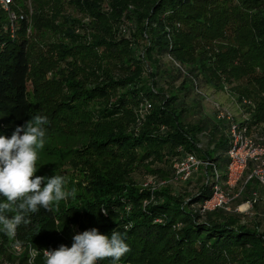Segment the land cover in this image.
<instances>
[{
  "label": "trees",
  "instance_id": "trees-1",
  "mask_svg": "<svg viewBox=\"0 0 264 264\" xmlns=\"http://www.w3.org/2000/svg\"><path fill=\"white\" fill-rule=\"evenodd\" d=\"M105 1L73 0L87 23L56 13L64 27L57 57L62 67L51 86L36 92L48 121L55 110H69L90 131L60 155L45 145L38 163L43 172L51 170V178L62 160L82 180L72 177L69 191L75 189V196L54 203L52 212L41 207L31 214L32 224L18 227L16 237L0 231V264H29L30 249L40 252L31 264H44L41 251L71 247L65 239L68 224L78 225L80 233L96 228L126 237L128 253L97 264H264V231L247 225L245 215L236 211L248 202L246 193L250 198L256 190L254 182L245 184L231 211L201 213L211 195L206 185L196 194L179 195L168 187H138L132 179L138 170L168 177L172 160L182 153L225 171L226 126L216 121L215 112L213 120L201 116L210 89L229 92L238 111L248 114L245 124L259 128L264 121V0H109L110 12L104 11ZM37 4L36 25L43 20L37 10L53 7ZM125 21L137 31L131 43L117 40L116 28ZM8 25L0 10V135L11 138L29 115L31 66L25 21L17 23L13 35ZM77 30L91 33L87 38ZM215 41L220 44L212 45ZM206 45L212 46L205 50ZM255 98V108L243 105ZM202 138H207L205 148ZM4 199L0 196V202ZM14 244L21 246V255L13 251Z\"/></svg>",
  "mask_w": 264,
  "mask_h": 264
},
{
  "label": "rangeland",
  "instance_id": "rangeland-1",
  "mask_svg": "<svg viewBox=\"0 0 264 264\" xmlns=\"http://www.w3.org/2000/svg\"><path fill=\"white\" fill-rule=\"evenodd\" d=\"M33 0H13V6L15 9H12V11L20 16L23 15L24 21L27 27V37L29 41V63L31 66V73L28 78V100H29V115L26 121L31 119V117L36 115H42L44 108L41 106L39 107L38 104L40 100H37L36 92L40 91L42 88H44L46 85L51 86L53 77L57 75V72L61 70V63L57 61L59 57V52L61 53V49L58 45L65 42V38L63 37L64 33V27L61 22H58V14L59 15H71L73 17H78L79 21L86 22L87 19H83L81 16L77 14V11L73 8V0H34L36 1V6H33L32 3ZM236 1V0H234ZM48 3L49 5L53 6L50 8L42 7L39 8L38 13L40 15V18L43 20L40 22H37L38 24H45L49 23L47 28H38V24L36 25L33 21V14L35 9H37L38 4L37 3ZM109 0H106L104 3H102V6L104 8V11L110 12V4ZM129 11L133 13V17L136 16V11L134 7L129 6ZM58 13V14H56ZM8 19V17H7ZM21 20H18L15 23V26H18L17 23ZM46 21V22H45ZM9 22V19H8ZM87 23V22H86ZM134 23V22H133ZM132 27L134 26L131 24V21H125L119 23L117 26V33L118 37L117 40L122 39L127 42H130L134 40V36L137 34L136 29L132 30ZM131 30L134 32L132 33ZM77 35L80 36H87L90 31L83 32L81 30H77L75 32ZM90 40V39H89ZM81 40L77 39V42ZM87 41V40H86ZM140 41V45L143 46L145 42H143L142 38ZM221 40H219L220 42ZM83 42V41H82ZM225 42V41H223ZM84 43V42H83ZM129 43V44H130ZM227 43V42H226ZM225 43V44H226ZM218 41H215L212 43L214 46H218ZM202 45V44H201ZM212 45H206L205 50H208L210 46ZM203 46V45H202ZM201 48V46H200ZM215 51L217 50V47L214 48ZM60 58V57H59ZM229 90V89H228ZM206 100L202 101V112L201 116L203 118L212 119L214 118V109L212 103H218L219 105L226 107L230 109L234 115H236L237 118L241 117V113L239 112V108H237V104L234 100H231V97L229 96V92L227 93H215L213 89H210L206 93ZM237 96V94H236ZM256 102H259V98L251 99L250 103L254 105ZM40 105V104H39ZM241 108V107H240ZM255 108V106H254ZM54 108H50V111H52ZM239 110V111H238ZM53 121H48V124L45 125L46 128V138H45V145H48V148L50 150V147H55L56 154L60 155L61 151H64V147L66 146H73L71 144L74 142V140H77L80 138V136L83 133H89L88 126L82 127L80 120L76 115L71 114L69 110L63 111V112H56L55 114H52ZM196 119V117L191 118ZM23 125V124H21ZM259 132L264 135V121H262L261 124L258 126ZM207 138L201 139L200 147L205 148L206 147ZM47 159H50V157H53L52 155H47ZM56 161L59 160L58 156L55 157ZM59 167L56 172V175H61L65 178L66 184H65V190L69 191L71 188L70 185V179L73 177L75 182H79L82 179V176L77 174V172L71 174L70 170H68V166L62 165L64 161L59 160ZM45 163V162H44ZM45 163L44 166L47 167ZM43 166H41L37 161V173L36 175H42L48 177L51 170L47 169L45 172H43ZM159 167V166H158ZM168 167V166H165ZM66 169L67 171L64 172ZM170 169V174L168 177H158L153 174H148L145 170H138L135 171V173L132 175V179L138 184V187H145L147 183H152L150 186L152 189H159L161 187H168L171 189V191L174 194L183 195L186 194H196L198 192V189L204 185V182L202 180V177L204 176L203 171H200L196 177L188 181L187 183H180V182H174L172 178V171H171V165L168 167ZM42 170V171H41ZM149 171V169H147ZM69 171V172H68ZM209 176H212V172L209 169ZM246 175L244 176V178ZM256 190L259 193L260 201L257 203L256 206H250V205H242L238 206L236 209H238V213H243L246 209L247 212L244 213L245 217L243 218V221L254 228H257L260 233H263L264 231V190L258 185H256ZM77 193V192H76ZM245 198L249 200L248 195L246 193ZM237 205V203H234V206ZM249 207V208H248ZM79 223V222H78ZM58 225V223H56ZM68 233L65 236L66 241H69L70 243H73V236L80 233V229L77 226L73 224H68ZM59 235H61L60 231H58ZM47 249H57V247H48Z\"/></svg>",
  "mask_w": 264,
  "mask_h": 264
},
{
  "label": "clouds",
  "instance_id": "clouds-1",
  "mask_svg": "<svg viewBox=\"0 0 264 264\" xmlns=\"http://www.w3.org/2000/svg\"><path fill=\"white\" fill-rule=\"evenodd\" d=\"M47 124L46 116L36 115L17 126L11 138L0 135V196L5 198L0 202V231L10 238L16 237L20 225L32 224L31 214L41 207L52 212L54 203L58 205L75 196V189L65 190L63 176L36 175L39 151L45 146ZM103 213L108 215V210L104 208ZM130 227L127 225L126 229ZM72 239L71 247L61 244L56 250H43L44 264H97L107 258L118 261L130 251L126 237L115 230L109 236L93 228ZM37 254L33 249L31 256L35 258Z\"/></svg>",
  "mask_w": 264,
  "mask_h": 264
},
{
  "label": "built area",
  "instance_id": "built-area-1",
  "mask_svg": "<svg viewBox=\"0 0 264 264\" xmlns=\"http://www.w3.org/2000/svg\"><path fill=\"white\" fill-rule=\"evenodd\" d=\"M12 5L13 0H0V10L9 19L8 29L11 35L15 31V23L18 20L24 21L23 15L18 16L12 11ZM175 66L181 69L179 64L175 63ZM181 70L184 73L183 69ZM224 89L227 91L228 87L225 86ZM196 93L198 94L199 91L196 90ZM212 105L216 121L226 126L224 134L228 139V149L225 155L228 163L225 171L220 172L214 163L201 161L191 153H182L172 160L171 164L174 182L187 183L196 177L200 171H203L202 180L204 185L209 187L211 195L209 199L203 201L200 207L201 213L218 209L231 211V203L239 198L247 182L252 181L264 190V135L259 132L258 128H249L245 124L249 120L248 114H242L240 118H237L230 109L218 103H212ZM243 105L254 108V105L248 100H243ZM209 169L212 176H209ZM151 184L147 183L145 186ZM259 201V193L254 190L250 193V198L245 205L253 206ZM246 212L247 209L241 214ZM32 250H29V261L31 263L40 253L36 250L38 254L33 258L31 256ZM13 251L19 256L22 253V248L20 245L14 244ZM41 255L43 256V251H41Z\"/></svg>",
  "mask_w": 264,
  "mask_h": 264
}]
</instances>
